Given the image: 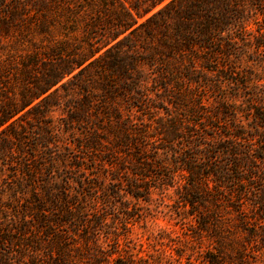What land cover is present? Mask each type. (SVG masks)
Returning <instances> with one entry per match:
<instances>
[{
	"label": "trees",
	"instance_id": "obj_1",
	"mask_svg": "<svg viewBox=\"0 0 264 264\" xmlns=\"http://www.w3.org/2000/svg\"><path fill=\"white\" fill-rule=\"evenodd\" d=\"M155 194L264 264V0H0V264H149Z\"/></svg>",
	"mask_w": 264,
	"mask_h": 264
},
{
	"label": "rangeland",
	"instance_id": "obj_2",
	"mask_svg": "<svg viewBox=\"0 0 264 264\" xmlns=\"http://www.w3.org/2000/svg\"><path fill=\"white\" fill-rule=\"evenodd\" d=\"M16 48L21 51L24 47ZM60 116V111L52 112L54 124ZM127 204L133 208L135 218L129 224L130 239L122 245H129L134 255L147 259L149 264H186L189 257L199 263L206 246L201 247L188 235L185 221L180 219L179 213L176 214L175 207H172L173 201L155 194L153 202L149 204L140 202L137 207L134 202ZM109 217L110 227L121 226L119 214H111Z\"/></svg>",
	"mask_w": 264,
	"mask_h": 264
}]
</instances>
